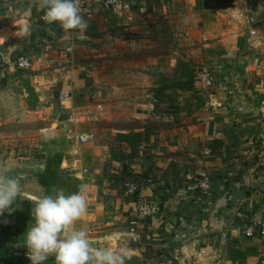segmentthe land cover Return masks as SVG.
<instances>
[{
    "label": "crops",
    "instance_id": "obj_1",
    "mask_svg": "<svg viewBox=\"0 0 264 264\" xmlns=\"http://www.w3.org/2000/svg\"><path fill=\"white\" fill-rule=\"evenodd\" d=\"M105 1L88 0L77 39L43 19L39 0H0V180L20 185L0 219V264L25 243L37 201L82 184L86 211L72 227L94 249H127L125 264H263L264 239L242 227L264 218V0ZM117 30L121 57L144 50L160 65L129 123L100 131L87 116L102 95L90 80L97 72L78 59ZM67 49H76L70 66L61 64ZM22 52L42 61L21 70ZM203 66L215 75L210 87L199 80ZM66 90L72 97L61 99ZM82 133L94 138L81 142ZM203 172L213 182L207 196L195 188ZM128 176H153L144 193L161 207L134 236V202L121 193Z\"/></svg>",
    "mask_w": 264,
    "mask_h": 264
},
{
    "label": "clouds",
    "instance_id": "obj_2",
    "mask_svg": "<svg viewBox=\"0 0 264 264\" xmlns=\"http://www.w3.org/2000/svg\"><path fill=\"white\" fill-rule=\"evenodd\" d=\"M38 7L45 10L43 19L48 24H58L69 35L87 28L79 0H39ZM15 23L28 30L27 19ZM86 191L87 186L82 184L77 193H57L36 202L32 210L35 224L27 230L23 245L31 264H45L50 256L55 257L56 264H125L127 249H94L87 233L72 227L86 211ZM19 195L17 179L5 176L0 180V216L9 213Z\"/></svg>",
    "mask_w": 264,
    "mask_h": 264
},
{
    "label": "rangeland",
    "instance_id": "obj_3",
    "mask_svg": "<svg viewBox=\"0 0 264 264\" xmlns=\"http://www.w3.org/2000/svg\"><path fill=\"white\" fill-rule=\"evenodd\" d=\"M113 34L117 37L103 36L95 42H90V48L97 53H89L78 59V64H84L97 72L90 80L91 84L95 83L99 86L102 95L87 108L89 112L87 116L88 121L97 124L100 131L114 128L115 125L122 127L129 123L127 119L133 105L143 102L147 97L148 88L145 86V80L150 78L149 71L160 65V61L153 53L144 50L140 51L138 59H125L126 55L132 53L131 50H126V55L121 57V52L124 50H119V30ZM156 45L160 49L174 48L173 43L170 42L156 43ZM72 53L74 55L76 49H67L68 55L64 54L62 65L72 64V60L69 59Z\"/></svg>",
    "mask_w": 264,
    "mask_h": 264
},
{
    "label": "built area",
    "instance_id": "obj_4",
    "mask_svg": "<svg viewBox=\"0 0 264 264\" xmlns=\"http://www.w3.org/2000/svg\"><path fill=\"white\" fill-rule=\"evenodd\" d=\"M81 12L83 17L90 12L88 6V0H79ZM117 4L116 0H106V6H115ZM125 8H129L130 4L126 3ZM73 36L77 39L80 37L76 36L77 32L73 31ZM41 59H36L33 56L29 55H20L15 60V65L21 70H31L34 68L37 62ZM199 80L207 87H210L215 82V75L211 71L209 66H203L199 71ZM61 99H69L72 97L71 91H62L60 94ZM94 138L93 134L82 133L79 135V140L81 142H87L90 139ZM203 154L205 156L212 155V149L210 147H205L203 149ZM174 161V160H173ZM156 181L153 176H128L122 182L121 193L123 196L131 199L134 202V206L130 213L129 226L130 235H136L138 227L144 221L156 217L161 212V207L159 203L149 199L145 195L146 187L155 185ZM213 182L211 177L203 172L200 174L199 179L195 185V188L200 192L201 195L207 196L212 190ZM4 215V214H3ZM0 216V219L3 217ZM3 228L0 225V234L2 233ZM243 234L246 237L253 238L255 236H260L264 239V218L255 219L247 221L242 227ZM24 245V244H23ZM20 246L17 249H14L7 253L6 255V264H31V261L28 259L26 253L27 249ZM262 263L264 264V253L261 254Z\"/></svg>",
    "mask_w": 264,
    "mask_h": 264
},
{
    "label": "trees",
    "instance_id": "obj_5",
    "mask_svg": "<svg viewBox=\"0 0 264 264\" xmlns=\"http://www.w3.org/2000/svg\"><path fill=\"white\" fill-rule=\"evenodd\" d=\"M20 55H29V56H33L31 53H28V52H22V53H19V54L16 56L15 60H16L17 57H19Z\"/></svg>",
    "mask_w": 264,
    "mask_h": 264
},
{
    "label": "water",
    "instance_id": "obj_6",
    "mask_svg": "<svg viewBox=\"0 0 264 264\" xmlns=\"http://www.w3.org/2000/svg\"><path fill=\"white\" fill-rule=\"evenodd\" d=\"M12 34H14V33H12ZM17 37H19V36H17ZM150 72V74H152V75H156L157 74V72L155 71V70H151V71H149Z\"/></svg>",
    "mask_w": 264,
    "mask_h": 264
}]
</instances>
